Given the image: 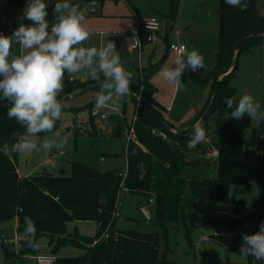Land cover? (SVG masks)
Wrapping results in <instances>:
<instances>
[{
    "label": "trees",
    "instance_id": "1",
    "mask_svg": "<svg viewBox=\"0 0 264 264\" xmlns=\"http://www.w3.org/2000/svg\"><path fill=\"white\" fill-rule=\"evenodd\" d=\"M5 1L19 8L24 4V0ZM245 2L247 9L241 11L238 7L233 8L226 4L225 0H218L216 8L218 51L215 66L211 71L213 83L210 96L216 79L231 69L236 44L246 36L264 34V14L258 13L257 0ZM179 3L180 0H168L169 11L167 16L163 17L165 52L162 58L152 66L153 68L149 66L147 70L142 69V79L136 84L130 83L131 93L139 94L141 103L162 120L164 110L153 100L155 88L151 86L149 80L159 70V65H162L166 57L168 35L174 30ZM262 39L264 36L245 40L240 45L239 53L259 46ZM142 43L144 44V40ZM236 68L237 66L218 83L213 104L202 122L206 130V139L198 144L195 150L187 148L192 132L186 137L183 135L197 123L210 96L200 115L193 119L185 131L166 130L139 108L135 137L144 151L132 144L127 145L124 178L123 172L100 173L76 162L70 164L68 177H53L44 171L26 178L19 177L15 166L17 153L6 154L3 145L5 142H14L13 133L22 132L23 129L14 119L7 117L10 107L1 105L11 104L0 100V222L16 219L15 232L21 236L17 250L13 254L5 251L6 257L15 261L34 252L33 249L26 247L22 235L26 223L30 220L37 229V241L45 238L50 254L55 255L63 246L75 247L82 251L81 255L74 258L56 257L55 264H169L164 254L158 256L157 234H141L136 230H119L115 227L117 195L122 190L146 198H150L151 192L155 191V223L162 228H165L166 224L177 223L182 218V189L186 185L193 200L231 204L237 212L241 203L235 199L236 188L246 187L247 183L240 165L242 140L235 124L227 119L231 110L226 105V98L234 97L235 90L229 86L228 81L234 76ZM96 82L80 84L77 80L65 78L64 89L59 98L77 92L83 85H92ZM97 91L99 89L94 90V97ZM124 100L134 102L131 96L124 97ZM91 105L93 104L88 103L81 108L63 109L64 112L73 115L69 130L74 136L83 133L91 137L102 136L103 133L98 126L100 123H94L93 118L87 120L90 124L89 130L79 131L77 113L89 110ZM108 123L111 124L110 136L119 138L124 135V129L127 127L125 118ZM59 124L60 120L57 121L56 129ZM263 126L264 121H261L259 127L251 133L258 154L257 202L253 214L258 227L264 223ZM169 127L172 129L170 125ZM153 128L163 131L166 139L152 136L150 130ZM60 132L64 134L66 129ZM48 135L38 134L41 137ZM230 217L232 221L223 222L215 219L209 220L208 225L214 229L242 225L239 218ZM68 221L94 222L97 225L96 236L80 237L77 232L68 235L65 231V224ZM245 259L246 263H249V257ZM217 264L232 263L225 260Z\"/></svg>",
    "mask_w": 264,
    "mask_h": 264
},
{
    "label": "rangeland",
    "instance_id": "2",
    "mask_svg": "<svg viewBox=\"0 0 264 264\" xmlns=\"http://www.w3.org/2000/svg\"><path fill=\"white\" fill-rule=\"evenodd\" d=\"M113 1L115 0L112 2L104 0L101 4L99 1L96 11L90 13L84 0H70L72 4L78 5L86 14L85 24L93 33L89 41L86 42L87 46H99L101 39L105 42L108 40L114 42L124 62V67L134 73L131 82L135 83L139 80L137 53L127 51L131 44L128 34L135 28V17L131 16L127 6L121 0H117L116 3ZM127 1L138 12L139 20L156 16L161 18V22H164L162 17L167 16L169 11L168 0ZM57 2L60 0H46L48 4L47 19L50 22L54 20L53 8ZM27 3L28 0H24L23 6L19 8L5 0H0V34L11 35L19 27V19ZM50 4L51 6H49ZM217 6L218 0H181L180 2L175 29L182 34L180 41L186 50L191 51L194 46L204 57L206 66L198 72L186 70L181 76V82L185 83L187 90L177 91L174 85L163 81L158 76V72L163 66L170 65L178 55L172 51L167 52L162 65H159V70L152 78V84L158 90V101L164 107H169L168 114L173 121L175 118L182 119L183 122L189 121L187 119H192L200 113L203 91L212 81L211 71L215 66L218 50ZM256 8L258 13L263 15L264 0H257ZM3 18L5 22H2ZM23 23L31 25V21L27 19H24ZM157 38L155 36L157 44L154 53L145 50L143 54L145 59L150 54L154 55L153 64H149L151 68L160 61L165 52L163 42ZM172 39L176 40L175 36H172ZM18 47V45L14 46L13 52H16ZM236 66L234 76L228 81L229 86L235 90L234 97L238 99L241 95L249 93L261 103V110L264 111V39L259 46L240 52ZM85 77L91 78L87 74H78L71 80H83ZM65 78L68 79L67 75ZM86 86L83 85V87ZM209 96L210 93L208 98ZM93 97L94 90L66 98L63 101L64 108L75 109L84 107L88 103L93 104ZM113 103H118L120 106L125 104V121L127 124L130 123L133 116V103L128 100L125 101L124 97L119 100L114 98ZM72 116L70 112H64L59 127L56 129L57 131L66 129L64 135L68 136L69 142L65 149L62 151L53 149L49 152L17 154L16 168L20 174H37L44 171L53 177H68L72 162L81 163L100 173L124 172L126 170V136L113 138L109 135L111 129L109 124L94 120V123H100L98 126L103 133L102 136L91 137L85 133L74 136L69 130L72 125ZM88 118V110L77 113L79 131L89 130ZM227 119L235 124L242 140L240 165L247 183L246 187L236 188L235 199L241 203L237 212L231 204L193 200L190 196V189L186 185L182 189V218L177 223L166 224L165 228H162L155 223V191L151 192L150 198L131 194L124 190L117 195L118 214L115 218V227L119 230H136L141 234H157L158 256L161 257L164 254L165 260L169 264H217L225 260L232 264H246V259L240 256L243 237L223 239L221 242L215 241L210 237L209 232L218 229L210 228L209 220L220 219L223 222H229L232 221L230 216H237L240 218L241 224L246 226V234L252 235L260 230L253 215L257 202L256 168L258 166V154L251 133L252 130L259 127L261 121L252 122L247 114L240 120L229 115H227ZM44 137L38 136V142L42 141ZM262 139L264 140V126ZM140 208L148 213L150 217L148 221L141 215ZM219 211H225L229 216H219ZM65 229L68 235L77 232L80 237L86 238H94L97 233L96 225L92 222L75 223L68 221L65 224ZM15 231L13 219L0 222V264H35L27 257L31 253L15 261L6 257L5 251L8 254H13L16 249L12 244H4L2 240L3 238L13 239ZM40 243L42 247L43 245L47 246L45 238L37 241V244ZM80 253L81 250L78 248L63 246L58 249L55 256L57 258H74ZM49 255H52L50 251Z\"/></svg>",
    "mask_w": 264,
    "mask_h": 264
},
{
    "label": "clouds",
    "instance_id": "3",
    "mask_svg": "<svg viewBox=\"0 0 264 264\" xmlns=\"http://www.w3.org/2000/svg\"><path fill=\"white\" fill-rule=\"evenodd\" d=\"M233 8L246 11L245 0H225ZM54 20L50 22L46 0H28L19 19V27L11 35L0 34V100L12 106L7 117L14 119L23 131L13 133L14 142H5L3 150L9 153H31L53 149L62 151L68 145V136L56 130L57 121L64 115V104L59 98L64 89L65 76L71 80L78 74H87L99 84L95 93V109L115 110L114 98L119 100L131 94L130 83L134 73L124 67L116 45L101 39L99 46H87L92 31L86 26V14L70 0L54 4ZM31 21L25 25L23 20ZM51 23V27H50ZM19 46L13 52L14 46ZM202 54L193 46L191 51L182 48L170 65L163 66L158 76L177 91H186L181 76L186 70L198 72L205 68ZM102 77V79H101ZM229 116L236 120L247 114L251 121H264L261 103L245 93L226 98ZM48 133L38 142V134ZM206 139L201 122L192 129L187 148L195 150ZM255 234H243L240 256H254L264 261V223ZM26 247H37V229L28 221L22 233Z\"/></svg>",
    "mask_w": 264,
    "mask_h": 264
},
{
    "label": "built area",
    "instance_id": "4",
    "mask_svg": "<svg viewBox=\"0 0 264 264\" xmlns=\"http://www.w3.org/2000/svg\"><path fill=\"white\" fill-rule=\"evenodd\" d=\"M122 1V0H121ZM88 11L90 13H94L96 11V8L98 6L99 0H86ZM135 21L136 25L134 30L131 32V44L128 46V50H134L138 54V75L139 79H142V67H141V52L142 48L145 44H150L153 42V35L158 34L160 31L163 30L164 24L163 22H160L155 17H150L148 19L139 20L135 15ZM2 22H5V19H2ZM173 34L178 37L180 35V32L177 30H173ZM142 40H144V44L142 43ZM182 48L185 49L184 45L176 42H170L168 46V50L171 52L176 53L177 55L182 54ZM134 99V107H133V116L131 118L130 123L127 124V127L124 129V136H126L127 139V145H134L136 148H140L144 151L143 146L137 141L135 137V123L137 121V114L139 112V106L138 102L140 101V96L133 95ZM115 104V103H114ZM95 102L91 106V108L88 110L89 118H93L96 121L99 122H107L109 120H114L115 118L122 119L123 111L120 106L115 104V110L111 109H105V110H96ZM150 134L152 136L166 139V134L158 129H151ZM125 177V171L122 173V178ZM118 207V204L116 205ZM140 213L143 216L145 220H149L150 217L148 213L140 208ZM118 214V212H115V216ZM218 215L220 216H229L227 212L225 211H219ZM234 218V217H233ZM247 231L246 226H236L233 228H224V229H218L210 231V237L215 240L219 241L221 239H229L234 237H243V234H245ZM2 242L4 244H12L14 248L18 246L19 238L14 235L13 239H6L3 238ZM35 264H55V257L53 255H35L31 257ZM246 264H264V261H257L254 256H249V263Z\"/></svg>",
    "mask_w": 264,
    "mask_h": 264
},
{
    "label": "crops",
    "instance_id": "5",
    "mask_svg": "<svg viewBox=\"0 0 264 264\" xmlns=\"http://www.w3.org/2000/svg\"><path fill=\"white\" fill-rule=\"evenodd\" d=\"M100 1V0H99ZM104 1V0H103ZM103 1H100V4L101 3H103ZM109 1H111L112 2V0H109ZM84 2H86V0H84ZM113 2H117V0H115V1H113ZM122 2L127 6V8H128V10L130 11V13H131V16L134 18V15L138 18V19H140V17H139V14H138V12H136L132 7H131V5L129 4V2L127 1V0H122ZM180 2H181V0H180ZM49 6H51V4L49 5ZM179 6H180V3H179ZM178 11H179V7H178ZM177 16H178V13H177ZM156 17V16H155ZM160 22H161V18L159 19L158 17H156ZM163 18V17H162ZM176 19H177V17H176ZM135 20V19H134ZM175 23H176V20H175ZM175 23H174V26H173V28H174V30H176L175 29ZM132 32V31H131ZM131 32H129V34H128V36H129V38L131 37ZM182 34L180 33V35L178 36V37H176L174 34H173V31L172 32H170L169 33V35H168V42L170 43V42H178V43H180V44H182V42L180 41V36H181ZM155 36L156 37H158L157 39H160V41L161 42H163V37H164V29L162 30V31H160L158 34H155V35H153V42L152 43H148V44H145L144 46H143V48H142V52H141V67H142V69H146V68H148V66H149V64H153V61H154V55L153 54H150V55H148V57L145 59V56L143 55L144 54V51L145 50H147L148 52H152V53H154V50H155V48H156V44H157V41H155ZM172 36L174 37L175 36V38H176V40H174V39H172ZM130 42H131V39H130ZM163 44H164V42H163ZM164 46H165V44H164ZM186 49V48H185ZM127 51L128 52H134V53H137L136 51H134V50H128V48H127ZM218 51V50H217ZM147 52V53H148ZM167 52H169V50L167 49ZM181 55V54H180ZM216 55H217V53H216ZM144 59H145V62H144V65L142 66V64H143V61H144ZM136 61H137V66H138V54H136ZM138 68V67H137ZM157 73V72H156ZM155 73V74H156ZM154 74V75H155ZM153 75V76H154ZM153 76L150 78V80H149V83L151 84V86H153L154 88H155V93H154V95H153V100L160 106V107H162L163 108V112H162V115H163V119L171 126V130L172 131H185L186 129H188V127H189V125H190V123L193 121V119L194 118H196L197 116H199L200 115V113H201V111H202V108L204 107V105H205V103H206V100H207V98H208V94L210 93V91H211V88H212V83H213V78H212V81H210V83L206 86V88L204 89V91H203V96H202V104L200 105V108H199V110H200V113L197 115V116H195L194 118H192V119H187V120H189V121H185V122H183L182 121V119H174V121L172 120V118H170V115L168 114V111H169V107H164L163 105H161V103L158 101V98H159V94H158V90H157V88L152 84V78H153ZM211 77H212V75H211ZM73 80H75V79H73ZM77 81H81V82H88V81H95V80H93L92 78H84L83 80H77ZM138 82V81H137ZM137 82H131V84H136ZM97 83V82H96ZM133 103V107H134V102H132ZM115 104H117L118 106H120L118 103H115ZM121 108H123V111H124V113H125V105L123 106H120ZM125 114H123V116H124ZM124 118H125V116H124ZM117 119H119V118H115L114 120H109V121H107V123L108 122H112V121H116ZM96 121V120H95ZM96 122H98V121H96ZM182 122V123H181ZM109 124V126H111V124L110 123H108ZM111 130V129H110ZM123 134H124V132H123ZM124 136V135H123ZM16 166V165H15ZM16 172H17V174H18V176L19 177H21V178H26V177H28V176H30V175H33V174H26V175H22V174H20L19 172H18V170H17V168H16ZM212 174H213V172H212ZM237 217V216H236ZM237 218H239V217H237ZM240 219V218H239ZM14 221H15V229H16V219H13ZM73 222H75V223H82V222H80V221H73ZM92 223H94V222H92ZM95 224V223H94ZM96 225V224H95ZM96 229H97V225H96ZM65 231H66V229H65ZM15 235L19 238V240L21 239V236L19 235V234H17L16 232H15ZM46 240V239H45ZM47 241V240H46ZM17 248H18V246L16 247V250H17ZM15 250V251H16ZM82 254V251H81V253H80V255ZM35 255H49V248L46 246H44L43 245V247H42V245H41V243L40 244H37V247H36V249L34 250V252H32L31 253V255H28L27 257H28V259H30L31 261H33L34 262V260L31 258L32 256H35ZM55 258H56V256L55 255H53ZM35 263V262H34Z\"/></svg>",
    "mask_w": 264,
    "mask_h": 264
},
{
    "label": "water",
    "instance_id": "6",
    "mask_svg": "<svg viewBox=\"0 0 264 264\" xmlns=\"http://www.w3.org/2000/svg\"><path fill=\"white\" fill-rule=\"evenodd\" d=\"M256 36H264V34H252L251 36H246L244 38H242L235 46V55H234V59H233V64H232V67L231 69L226 73L224 74L223 76H220L216 79L215 83H214V86H213V89H212V92H211V96L209 98V101L203 111V113L201 114L200 118L198 119L199 122H203L207 113L209 112L212 104H213V101L215 99V96H216V90H217V86H218V83L225 79L232 71L233 69L236 67V62H237V57H238V54H239V48H240V45L247 39L249 38H252V37H256ZM96 89H99V84L98 83H95V84H92V85H88L86 87H83L81 89H79L77 92L75 93H72V94H69L68 96L66 97H61L60 99L62 101H64L66 98H69V97H72V96H75V95H78V94H81V93H84L86 91H91V90H96ZM129 96H131L133 99H134V96L133 94L131 93ZM134 101H136L134 99ZM2 106H6V107H11L12 105H9V104H4V103H1ZM138 106L139 108H141L143 111H145L146 113H148L151 117H153V119L155 121H157L163 128H165L166 130H169V131H172L169 127V125L162 119H160L159 117L155 116L154 113L152 111H150L143 103H141V101L138 102ZM197 121V122H198ZM192 129L193 127L189 130V132L186 134V135H183V137H186L188 136L191 132H192ZM173 132V131H172ZM175 133V132H174Z\"/></svg>",
    "mask_w": 264,
    "mask_h": 264
}]
</instances>
